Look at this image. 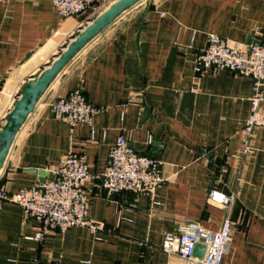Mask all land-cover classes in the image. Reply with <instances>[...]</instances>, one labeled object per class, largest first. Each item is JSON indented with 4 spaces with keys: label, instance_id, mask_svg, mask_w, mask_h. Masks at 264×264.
I'll list each match as a JSON object with an SVG mask.
<instances>
[{
    "label": "crops",
    "instance_id": "0c3cea01",
    "mask_svg": "<svg viewBox=\"0 0 264 264\" xmlns=\"http://www.w3.org/2000/svg\"><path fill=\"white\" fill-rule=\"evenodd\" d=\"M98 13L61 17L52 0H0V126L22 85ZM210 33L244 46L264 41V0H141L63 68L17 133L0 187L14 193L48 178L37 171L51 173L67 152L82 155L91 173L86 213L103 226L39 239L21 207L0 200V264H183L161 249L164 233L188 221L217 230L226 214L222 264H264V125L243 154L251 79L195 73ZM76 88L99 110L70 126L50 104ZM117 136L161 161L165 179L151 192L104 194L99 174ZM211 189L234 193L228 210L209 201Z\"/></svg>",
    "mask_w": 264,
    "mask_h": 264
},
{
    "label": "built area",
    "instance_id": "2783aa9c",
    "mask_svg": "<svg viewBox=\"0 0 264 264\" xmlns=\"http://www.w3.org/2000/svg\"><path fill=\"white\" fill-rule=\"evenodd\" d=\"M110 0H52L59 16L77 15L91 10L98 13ZM225 70L251 79L249 115L243 127L245 155L252 150L251 141L258 127L264 125V45H243L227 40L217 34L207 35V45L200 49L194 60V71ZM99 108L90 103L81 88L57 97L50 104V113L67 122L89 123ZM53 178L35 181L31 186L8 193L0 187V200L19 205L26 217L38 225L36 238L51 230L65 231L72 226H83L91 232L100 230L102 223L87 216V196L83 184L91 177L82 155L74 152L64 154L58 165L51 170ZM101 188L109 199L122 192L132 194L151 192L165 178L161 174V161L152 155L136 152L123 136H117L111 144L105 167L99 174ZM234 193L211 189L210 202L228 210ZM115 201V200H113ZM232 229V219L225 215L219 228H204L198 221H188L176 230L166 231L161 249L177 255L183 264H222ZM196 245H202V256L193 253Z\"/></svg>",
    "mask_w": 264,
    "mask_h": 264
},
{
    "label": "water",
    "instance_id": "95a60500",
    "mask_svg": "<svg viewBox=\"0 0 264 264\" xmlns=\"http://www.w3.org/2000/svg\"><path fill=\"white\" fill-rule=\"evenodd\" d=\"M140 1H112L75 34L65 48L46 68L22 85L18 97L14 100L11 109L4 118L3 124L0 126V170L3 167L17 133L57 75L92 39L113 23L122 13ZM249 40L248 44L264 45L263 40L260 42H252L251 38ZM37 173L49 176L48 178H53L52 173H48L46 170H38ZM40 181H43V179ZM203 251L204 247L202 245H196L193 253L200 256L203 254Z\"/></svg>",
    "mask_w": 264,
    "mask_h": 264
}]
</instances>
